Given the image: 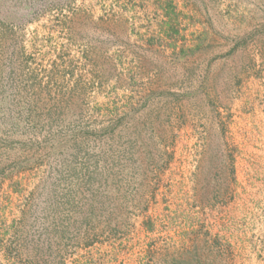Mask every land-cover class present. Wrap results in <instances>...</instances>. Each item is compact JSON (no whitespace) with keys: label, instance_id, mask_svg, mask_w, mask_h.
<instances>
[{"label":"rangeland","instance_id":"obj_1","mask_svg":"<svg viewBox=\"0 0 264 264\" xmlns=\"http://www.w3.org/2000/svg\"><path fill=\"white\" fill-rule=\"evenodd\" d=\"M0 264H264V0H0Z\"/></svg>","mask_w":264,"mask_h":264},{"label":"trees","instance_id":"obj_2","mask_svg":"<svg viewBox=\"0 0 264 264\" xmlns=\"http://www.w3.org/2000/svg\"><path fill=\"white\" fill-rule=\"evenodd\" d=\"M229 163L231 164L230 167H232L233 163H234V160L231 159V161H229Z\"/></svg>","mask_w":264,"mask_h":264}]
</instances>
